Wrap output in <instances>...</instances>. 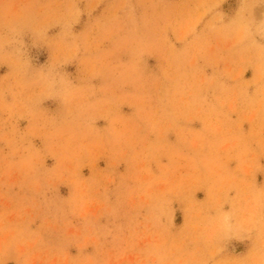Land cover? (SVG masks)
<instances>
[{"label": "rangeland", "instance_id": "1", "mask_svg": "<svg viewBox=\"0 0 264 264\" xmlns=\"http://www.w3.org/2000/svg\"><path fill=\"white\" fill-rule=\"evenodd\" d=\"M0 264H264V0H0Z\"/></svg>", "mask_w": 264, "mask_h": 264}]
</instances>
